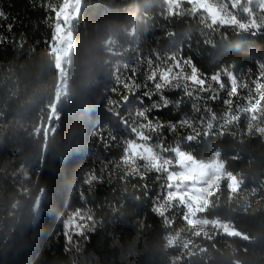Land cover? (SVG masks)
<instances>
[{"label": "trees", "instance_id": "16d2710c", "mask_svg": "<svg viewBox=\"0 0 264 264\" xmlns=\"http://www.w3.org/2000/svg\"><path fill=\"white\" fill-rule=\"evenodd\" d=\"M206 1L236 20L214 19L193 0H82L59 92L54 13L46 8L59 0H0V264H264V129L255 126L264 123V103L253 116L243 99L226 107L220 92L204 111L182 90H164L171 106L148 111L147 120L138 115L160 101L143 97L155 93L150 58L165 67L190 59L203 76L220 73L228 85V74L248 85L241 96L254 94L264 70L261 4ZM129 80L139 85L134 94L124 87ZM148 120L164 126L150 132L142 128ZM132 130L153 139L137 140ZM129 141L164 159L175 146L197 159L217 155L238 186L222 178L204 215L246 236L189 222L180 198L164 201L167 173L131 150L123 162ZM69 204L90 217L71 246L60 230Z\"/></svg>", "mask_w": 264, "mask_h": 264}, {"label": "snow or ice", "instance_id": "6c2138e0", "mask_svg": "<svg viewBox=\"0 0 264 264\" xmlns=\"http://www.w3.org/2000/svg\"><path fill=\"white\" fill-rule=\"evenodd\" d=\"M81 3L82 0H59V3H47V10L54 13V30L52 33L53 44L57 40L62 38V34H64L65 32V25H67L70 21L74 20L78 16L81 9ZM202 7H204V5H202ZM261 9L264 10V2H262L261 4ZM0 18H7L3 11H0ZM148 66L151 71L147 76V81L153 84L155 93H149L146 91L144 92L143 97L151 99L152 95L156 94L159 95L160 101H154L151 109H143L138 112L140 118L146 120L148 119L146 116V113L148 111L153 109L156 111H162L164 108H167L173 104V101H171L167 96L164 95V90H182L185 97L191 98L194 101H202L205 105L204 111L208 110L206 105L209 101H215L219 98L220 92H226L228 98L223 101L226 107L233 105L234 99L236 98L243 99L246 102H250L251 99H253V97H251L250 93L248 92L246 96H241V92L248 89L247 84H244L241 87L239 84H236L234 78L228 74L224 75V77H226L229 82L228 85L224 83L220 73H215L210 78L203 76V74L199 73L198 69L190 59L186 61L178 60L174 63L168 64L165 67L159 63L153 65V61L150 58L148 60ZM186 66L190 68V73L184 71V68ZM178 79L182 80L183 83L176 82ZM208 79L212 80L218 86V88H213L212 84L206 83ZM259 80H264V70L259 71L257 82H255L254 84L255 88H257L258 86ZM124 87L128 89L130 93L134 94L139 85H137L135 81L129 80V82L124 84ZM205 94H208L206 99ZM130 98V95L124 96L123 102L127 103ZM138 102L142 104L143 99L139 100ZM182 102V99H178L177 101H175L177 106H179ZM260 103H264V93L261 94ZM192 107L196 112L201 111L200 107H198L195 103L192 105ZM181 123H183V121L177 122V124ZM177 124L171 125L172 131L176 130ZM163 126L164 125L162 123L154 125L151 120H148L147 123L142 124V128L148 129V131L150 132H155L158 128H162ZM132 131L133 134H135L137 140L151 141L153 139L152 135H145L143 131L138 134L135 132V130ZM143 147L144 145L142 144H136L132 141H129L124 149V157L122 158L123 162H129L127 158L130 150L133 152L135 157H138L141 161L148 162L149 158L145 157L142 152L138 151L139 148ZM146 150L149 152V155L151 157L153 171L157 174L167 173L165 175L167 180V184L165 185L167 192L166 196L164 197V201L166 203H170L172 199L180 198V180L184 179V177L171 173L173 162L170 158L164 159L162 155H157L150 147H148ZM160 150L161 153H166L168 151L162 141L160 143ZM172 151L175 153L178 152L179 149L174 148ZM132 162L135 163V160H133ZM78 215L79 210H76V212L73 213V218L65 222L66 241L68 239L67 229L77 223L75 217Z\"/></svg>", "mask_w": 264, "mask_h": 264}, {"label": "rangeland", "instance_id": "374dc122", "mask_svg": "<svg viewBox=\"0 0 264 264\" xmlns=\"http://www.w3.org/2000/svg\"><path fill=\"white\" fill-rule=\"evenodd\" d=\"M167 1H169L170 5H172L178 0ZM193 1L200 7L204 5L203 8L209 11L214 19H219L222 22H232L236 20L233 14L219 11L214 5L210 4L206 0ZM241 1L245 3L246 6H248V3L252 1H258V4H262V2H264L263 0H233V3L235 4ZM70 22L65 25V32L62 34V38L53 44L60 71V81L58 84L59 92L65 89V84L67 81L65 77V67L63 64L67 60V55L71 46L72 36L69 29ZM258 82L259 84L257 88H254V94L251 96L253 99H251L250 102H247L249 109L253 111V116L256 115L254 110H256L261 104L260 97L261 94L264 93V80H259ZM261 122H264V120H261ZM255 126L259 129H264V123L256 122ZM136 144L144 145V147L139 148L138 151L142 152L145 157H148L151 160L149 152L146 150L148 146L142 142ZM174 148H178L179 151L175 152L174 158L171 159L173 162L171 173L184 177V179L180 180L181 187L179 191L180 199L185 203L186 206L185 216L187 220L191 223H197L201 227L212 225L220 229L222 232L228 234L246 236L245 232L234 226L230 221L219 219L218 217L209 218L205 216L203 212L205 210L209 194L216 189L219 181L222 178H226L230 188L235 190L238 186L237 176L234 173L225 171L224 163L217 155H215L210 160H202L195 158L190 151L179 146H175ZM131 153L133 154L132 151ZM195 170L199 173V181H197V179H192V173ZM24 175L28 176L27 174ZM76 210H79V215L75 217L77 223L67 229V240L69 246L74 245V243L85 234L90 223V217L86 210L69 204V206L63 211L61 215L62 227L60 230L64 235L66 233L65 222L73 218V213L76 212Z\"/></svg>", "mask_w": 264, "mask_h": 264}, {"label": "built area", "instance_id": "2783aa9c", "mask_svg": "<svg viewBox=\"0 0 264 264\" xmlns=\"http://www.w3.org/2000/svg\"><path fill=\"white\" fill-rule=\"evenodd\" d=\"M199 178V173L195 170V171H193V173H192V179L193 180H196V179H198Z\"/></svg>", "mask_w": 264, "mask_h": 264}, {"label": "crops", "instance_id": "0c3cea01", "mask_svg": "<svg viewBox=\"0 0 264 264\" xmlns=\"http://www.w3.org/2000/svg\"><path fill=\"white\" fill-rule=\"evenodd\" d=\"M200 177L197 179V181H199Z\"/></svg>", "mask_w": 264, "mask_h": 264}]
</instances>
